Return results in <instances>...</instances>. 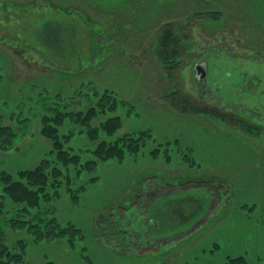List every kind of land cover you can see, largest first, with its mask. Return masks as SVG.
<instances>
[{"label": "rangeland", "instance_id": "obj_1", "mask_svg": "<svg viewBox=\"0 0 264 264\" xmlns=\"http://www.w3.org/2000/svg\"><path fill=\"white\" fill-rule=\"evenodd\" d=\"M168 25L185 48L171 72L157 58ZM263 56L264 0H0V113L29 118L25 126L5 121L17 135L0 151V171L15 176L48 157L39 121L46 105L57 95L64 109L82 107L85 93L76 91L85 83L91 99L89 81L131 104L120 132L151 134L135 156L83 172L78 202L62 186L60 198L43 204L81 238L72 248L68 238L29 242L27 261L222 264L243 256L264 264V119L252 112L264 111V88L246 97L215 78L233 69L264 75ZM204 60L209 89L194 78ZM77 129L66 147L88 159L82 146L90 142ZM167 141L176 146L168 155L149 154ZM140 214L146 229L138 230Z\"/></svg>", "mask_w": 264, "mask_h": 264}, {"label": "trees", "instance_id": "obj_2", "mask_svg": "<svg viewBox=\"0 0 264 264\" xmlns=\"http://www.w3.org/2000/svg\"><path fill=\"white\" fill-rule=\"evenodd\" d=\"M48 4H45L49 7L47 10L49 12L52 11V8L54 10V6ZM56 12L74 13L67 9H57ZM113 15L112 13L111 16L114 17ZM50 22H52L51 19L46 21L44 25ZM178 33L176 30L174 31L171 25H168L158 39L157 58L168 72L179 67L185 49L181 48ZM183 38L185 40V37ZM2 78L3 76L0 74V96L3 85ZM85 85V83L82 84V89L78 87L76 91L85 93L84 98L81 99L82 107L64 109L57 95L54 97L55 99L50 98V102H47L46 109L49 116H42L39 121L41 134L51 143L48 157L42 158L33 167L17 172L15 176L8 171H0V198L9 201L8 204L0 199V219L3 214L8 215L7 218L0 220V264H32L27 261L29 242L57 241L68 238L69 242L66 243L71 248L74 247V242L81 238V230L71 223H60L51 211H47V214L42 212L41 209L45 206L43 204H50L53 200L60 198L62 186L73 202H78L83 189L80 187L77 189L74 184L78 183L77 179L83 172L95 170L97 165L106 161L123 162L127 157L138 154L142 146H145V139L151 138L149 130L120 132L124 127L126 117L130 114L131 104L120 99L113 90L102 88L103 90L100 91L99 87L91 81L87 82L86 87H93L90 90L93 97L87 99L89 89L84 88ZM197 111L199 109L195 110V112ZM12 114L0 113V151L10 147L17 135V131L11 125L5 124L7 120L20 118L15 119L16 117H13ZM234 119L238 120V117ZM28 120L27 117L18 121L19 124L25 126ZM64 123L66 125L70 123L71 128L67 133L61 135L63 131L59 130ZM74 127H78L76 134L84 135L90 142V144L85 143L82 146L83 153L89 155L88 159L82 158L83 156L78 153V149L69 150L66 147V142L75 134ZM159 145L161 147L149 151L152 157L161 153L168 155L175 146L172 143L169 144L168 141ZM198 182L200 181H196V183ZM168 184L171 185L170 182H166L150 187L151 189L164 188ZM201 206L203 207V205ZM140 216L141 219L137 224L138 230L140 227L145 228L143 216L141 214ZM18 229H26L27 234L19 236L16 233L13 235ZM42 264L55 263L47 259ZM222 264L248 263L243 256H237L228 257L226 262Z\"/></svg>", "mask_w": 264, "mask_h": 264}, {"label": "flooded vegetation", "instance_id": "obj_3", "mask_svg": "<svg viewBox=\"0 0 264 264\" xmlns=\"http://www.w3.org/2000/svg\"><path fill=\"white\" fill-rule=\"evenodd\" d=\"M205 1L212 2V1H218V0H205ZM219 40L222 41L223 38H220ZM220 43H223V42H220ZM219 50H221V49H219ZM208 64H209V61L204 60L200 63H195L193 65V70L195 72L194 78H195V80H197V84L199 83L200 87L207 88V89H209V85H210L207 82L208 78H210L209 73L207 71ZM199 65H204V68L202 70V72H204V77L201 79L197 78L196 67ZM231 66L232 65H228L227 66L228 69H226V70H229V68ZM216 76L217 77H215V78H217V80L219 82L218 83L219 86H221L223 89L228 88V90L233 91V93L236 92L237 94H239L238 92H240V94H243L246 97L253 96L250 93V91H248L249 88H258V87H262L261 89L264 88V75L259 76V75H255V74H248L245 72H240L239 70L234 71V69H233L232 76L229 75L228 77H225L224 75H221V74L216 75ZM218 77H221V78H218ZM217 80H215V81H217ZM222 96H224V95L222 94ZM252 112H256L258 114V116L261 117V119L262 118L264 119V111H260L259 109L257 110L254 108V109H252Z\"/></svg>", "mask_w": 264, "mask_h": 264}, {"label": "water", "instance_id": "obj_4", "mask_svg": "<svg viewBox=\"0 0 264 264\" xmlns=\"http://www.w3.org/2000/svg\"><path fill=\"white\" fill-rule=\"evenodd\" d=\"M203 68H204V65H199L196 67L197 78H199V79L204 77V72H202Z\"/></svg>", "mask_w": 264, "mask_h": 264}]
</instances>
